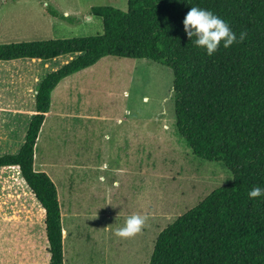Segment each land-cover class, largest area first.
Wrapping results in <instances>:
<instances>
[{"label": "rangeland", "instance_id": "1", "mask_svg": "<svg viewBox=\"0 0 264 264\" xmlns=\"http://www.w3.org/2000/svg\"><path fill=\"white\" fill-rule=\"evenodd\" d=\"M93 6L126 10L127 0H0V44L100 34ZM74 57L0 62V155L23 143L39 81ZM172 83L160 63L107 56L53 90L34 168L58 190L64 264H149L158 234L231 182L222 162L195 156L178 135ZM28 191L17 169H0V264H47ZM133 214L147 217L141 232L114 235Z\"/></svg>", "mask_w": 264, "mask_h": 264}, {"label": "trees", "instance_id": "2", "mask_svg": "<svg viewBox=\"0 0 264 264\" xmlns=\"http://www.w3.org/2000/svg\"><path fill=\"white\" fill-rule=\"evenodd\" d=\"M193 6L211 10L246 38L206 55L183 30ZM90 12L102 19V33L0 44V62L75 55L39 81L23 143L0 155V169H17L42 211L47 264H64L63 228L56 186L34 168L36 141L53 90L107 56L170 68L178 135L195 156L222 162L236 177L165 227L149 264H264V198L248 197L264 187V0H127L126 10Z\"/></svg>", "mask_w": 264, "mask_h": 264}, {"label": "clouds", "instance_id": "3", "mask_svg": "<svg viewBox=\"0 0 264 264\" xmlns=\"http://www.w3.org/2000/svg\"><path fill=\"white\" fill-rule=\"evenodd\" d=\"M183 30L193 46L203 49L208 56H212L222 46L227 49L234 43L243 41L247 33L241 31L239 36L229 27L228 23L213 13L200 7H191L182 20ZM229 179H236L229 174ZM249 199L264 198V187L255 186L248 192ZM147 217L133 214L126 218L123 226L114 231V235L130 238L140 233Z\"/></svg>", "mask_w": 264, "mask_h": 264}, {"label": "crops", "instance_id": "4", "mask_svg": "<svg viewBox=\"0 0 264 264\" xmlns=\"http://www.w3.org/2000/svg\"><path fill=\"white\" fill-rule=\"evenodd\" d=\"M35 91H34V95H33V100H34V104H35ZM34 104H33V106H34ZM33 108V107H32ZM33 111V110H32ZM33 113V112H32ZM47 114V113H46ZM33 116V114H31V116H30V118ZM29 118V119H30ZM119 117H115L114 119H118ZM86 119H92V118H90V117H88V115L86 116ZM121 136V135H120ZM124 140V133H122V136L121 137H118V142H117V146L119 145V142H121V141H123ZM131 140H132V152H133V154H134V146H135V137H134V135L132 136V138H131ZM138 141V140H137ZM116 142V141H115ZM139 142H137L136 144H138ZM36 147V146H35ZM120 148H121V146H120ZM106 151H107V149H106ZM107 153V152H106ZM35 154V153H34ZM94 167H96L95 165H94ZM54 182V181H53ZM55 184V183H54ZM56 186V185H55ZM56 189H57V187H56ZM57 193H58V190H57ZM59 199V198H58Z\"/></svg>", "mask_w": 264, "mask_h": 264}]
</instances>
